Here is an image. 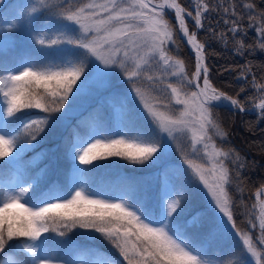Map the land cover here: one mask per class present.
Masks as SVG:
<instances>
[{
	"label": "snow or ice",
	"instance_id": "snow-or-ice-1",
	"mask_svg": "<svg viewBox=\"0 0 264 264\" xmlns=\"http://www.w3.org/2000/svg\"><path fill=\"white\" fill-rule=\"evenodd\" d=\"M37 3L39 7L34 5L22 15L30 17L37 12H48L71 25L64 26L70 30L68 32L38 33L36 42L45 49L63 50V46H74V49L68 48L58 63L28 60L12 70L0 71V158H18L30 146L22 141H35L46 132L52 123L51 114L60 113L69 97L85 84L86 67L95 58L105 67L116 65L123 71L134 85L133 91L152 127L133 123L126 126V130L115 133V138L97 132L93 135L100 138L78 139L72 146L73 159H78L81 165H93L94 161L121 157L132 164L147 165L155 163L163 154L166 147L161 142L163 133L172 139L176 132L190 133L193 152L201 145L207 163L196 164L190 159L185 162L203 183L209 203L219 213L220 223L209 229L208 236H213L222 225L241 235L228 191L232 178L225 159L229 152L217 148L210 133L215 131L221 139L227 135L213 117V102H224L239 111L245 109L237 97L212 85L205 63V44L197 39L196 32L189 33L184 19L186 14L195 21L197 29L202 28L201 16L209 5L204 0H196L193 16L178 0H37ZM242 7L248 8L250 13L254 11L252 3H244ZM170 10L175 11L179 31L195 54V71L191 77L184 62L168 52V45L175 44V30L165 18ZM258 16L261 25L256 31L264 40V11ZM249 19L256 17L250 15ZM20 22V19L5 21L9 30L16 29ZM232 23L230 31L237 33L239 25L236 21ZM236 43L240 51L243 41ZM259 47L264 50V43ZM154 64L161 66L160 75L151 71ZM165 76L175 77L180 85H166L165 91L170 89L171 95L168 103L142 86H136L137 81L144 80L154 88ZM185 86H194L197 90L186 93ZM254 86L261 93L255 107L260 109L264 119V85H255L254 81ZM175 105L183 107L177 111ZM28 109H38L46 115L17 123L18 114ZM210 146L212 152H209ZM236 159H240L239 155ZM75 171L83 174L88 169L77 166ZM33 190L32 184L17 187L13 183L0 182V264H54V259L46 255L43 234L55 232L63 237L75 228L99 233L127 264H211L203 246L192 242L187 232L189 227L203 226L204 214H194L183 225L177 221L184 205L191 200L186 188L173 187L164 191L158 215L124 199L100 198V194L83 182L71 184L63 191L41 193L39 197H33ZM259 228V237L242 235L241 248L245 259L255 258L256 264H264V251L256 247L264 248V219H260ZM96 251L98 258L91 264H119L115 256Z\"/></svg>",
	"mask_w": 264,
	"mask_h": 264
},
{
	"label": "rangeland",
	"instance_id": "rangeland-1",
	"mask_svg": "<svg viewBox=\"0 0 264 264\" xmlns=\"http://www.w3.org/2000/svg\"><path fill=\"white\" fill-rule=\"evenodd\" d=\"M59 2V0H56ZM159 2V0H157ZM194 12L196 11V0H188ZM0 67L6 70H12L24 61L32 60L36 63H58L62 56L66 55L68 48L74 49V46H63V50L45 49L36 42L37 34L62 31L68 32L69 29L65 25H71V22L64 21L57 16H53L48 12H43L29 16L26 14L28 9L32 6L39 7L37 0H0ZM170 11L166 15H170ZM204 15V13H203ZM201 16V18L203 17ZM166 18V17H165ZM20 19V23L14 30H9L5 21H14ZM167 19V18H166ZM168 20V19H167ZM169 21V20H168ZM177 24H175L176 26ZM173 28V26L171 25ZM260 38L256 28L260 26H251ZM178 28V27H176ZM243 26H239V34H242ZM174 29V28H173ZM178 30H176L177 32ZM179 33V31H178ZM175 39V36H174ZM264 43V40H262ZM178 44L175 39V44L168 45L169 55L178 58ZM82 52L83 50H76ZM68 58H72L69 56ZM181 60V59H180ZM13 66V64H16ZM13 66V67H12ZM27 66V65H25ZM184 66H186L184 64ZM99 69V71L97 70ZM189 77L195 71H187ZM153 74L160 75L161 66L154 64L151 69ZM171 71V69H170ZM87 80L81 87V90L75 92L69 97L68 102L60 113H55L52 118V123L48 127V132L57 138L58 134H62L69 125L74 124L76 128V135L73 138V144L78 140L88 136L93 138H100L93 135L97 132H103L115 138V133L126 130V126H131L133 123L137 126L151 128L150 118L147 116L143 106L140 104L138 98L133 91L134 85L129 82L123 71L116 65L105 67L95 58H92V63L86 67ZM84 80V77H81ZM201 82V80H200ZM79 85V81L77 82ZM173 84L179 87V82L175 77L165 76L156 82L155 87L144 80L136 82V86H142L151 95L160 97L164 103L171 100L170 89L165 91L167 84ZM194 86H185L183 91L190 93L196 91ZM174 104V101H172ZM183 105H175V110H179ZM167 111V109H162ZM171 114V113H169ZM37 115H31L22 121L28 119H35ZM5 119H7L5 117ZM75 119V122L73 123ZM213 138L215 131L210 133ZM162 143L166 146L160 159L155 163H148L147 165H140L141 171L125 172L122 168L110 170L108 174L109 186L100 185L95 190L100 194V198L114 199L120 198L127 200L129 203L137 207L143 206L149 209L154 215L159 214L161 198L163 192L175 187L177 190L187 189L192 191L195 197L201 198L202 209L201 213L205 216V229L202 227L187 228L188 235L191 241L196 245H202L203 249L208 253V259L211 264H230V256L240 257L242 261L239 264H256L255 258L245 259L242 255V235L244 233L251 234L247 231H241V235H237L236 231L227 225H222L221 228L211 237L208 236L209 229L220 223L218 211L209 203V194L202 182L195 177L185 162L190 159L196 164H206L207 157L203 154L201 145L197 146L196 152H193L191 145L190 133L183 132L174 133L175 139L163 133ZM91 142V141H89ZM216 145V144H215ZM70 148V169L68 173V182L66 188L71 184H80L84 181L83 174L75 171V168H84V165L79 163V160L73 159V148ZM217 147V145H216ZM50 150H54L55 146H49ZM219 148V147H217ZM221 149V148H219ZM31 146L19 154L18 158L12 159L7 157L12 163L11 175L2 177L0 182L4 184L13 183L17 187L27 186L30 182L35 180L36 175L40 174L47 165H50L53 160L47 165L44 164L39 168H35L33 173H24L26 166L31 165V162H36L44 155L41 149L34 150L31 153ZM213 149L209 147V152ZM220 159H225L220 157ZM235 165L232 153H229L228 158L225 159ZM85 185V183H84ZM232 185V183L230 184ZM86 186V185H85ZM235 187V186H233ZM64 189L57 187L52 192L63 191ZM253 203L256 206L255 201ZM251 208V207H250ZM256 210V207H255ZM258 215V210L255 212V217ZM191 216L182 219L184 224ZM206 230V231H204ZM74 233L84 235L87 232L90 235L99 233L94 230L83 229L81 231L72 229ZM71 231L66 236H59L58 233L53 232L50 235L43 234L45 239L44 247L46 248V255L54 259V264H91V262L98 258L95 253V248L88 250L84 249L83 244L77 237L74 239ZM100 235V234H99ZM106 241V240H105ZM258 250L264 251L260 245L256 246ZM113 248V247H112ZM119 258L118 252L113 248ZM250 255V254H249ZM123 260V259H122ZM124 264H127L123 260ZM237 264V263H236Z\"/></svg>",
	"mask_w": 264,
	"mask_h": 264
},
{
	"label": "trees",
	"instance_id": "trees-1",
	"mask_svg": "<svg viewBox=\"0 0 264 264\" xmlns=\"http://www.w3.org/2000/svg\"><path fill=\"white\" fill-rule=\"evenodd\" d=\"M178 1L195 16L188 0ZM204 2L209 5V8L201 18L203 27L196 33L197 39L205 44V62L209 68V79L215 88L230 96L237 97L242 102L243 108L249 109L259 101L261 95L254 86V81L255 85H264V50L259 47L262 40L251 27L261 25L258 13L264 11V0H204ZM244 3H252L254 11L250 13L248 8L242 7ZM225 9L228 11L226 12ZM250 15L255 16L256 19L250 20ZM165 17L175 30V39L179 46L178 57L186 65L187 71H194L196 63L194 56L179 38L174 20L169 15ZM233 21L244 27L242 34L230 31L234 26ZM187 25L190 32L196 29V26L191 22H187ZM237 41H243L244 44L240 51H237L239 47ZM3 70L0 67V71ZM237 94L239 95L237 96ZM212 111L214 119L227 133L223 139L215 133L213 140L217 147L232 153L234 158L235 165L227 161V167L232 178V185L228 186V191L233 200L231 210L235 223L240 231L249 232L253 238L259 237L260 229L257 226L253 228V225H256V210L252 195L264 185V119L261 118L260 114L247 113L227 106H212ZM54 114H51V119ZM29 115L40 117L46 114L38 109L24 110L22 114H18L17 123ZM75 131L76 128L72 124L62 134H58L57 138L46 130L35 141H22L30 144L31 151L28 153L39 149L44 151L41 158L26 166L24 173H33L35 168L54 161L36 175L33 182H30L34 185L33 197H39L41 193H47L57 187L66 189L70 168V148L77 133ZM52 145L55 146L54 150L49 148ZM237 155L240 157L239 160L236 159ZM11 165L12 163L7 157L0 158V176L8 177L11 173ZM138 166L140 165L132 164L121 157H108L105 160L94 161L93 165H85L84 167V169H88L84 173V183L91 190H95L102 184L108 187L110 170L122 168L125 172H139L141 170ZM187 191L191 193V200L184 205L177 217L178 223L187 216L201 213V198L195 197L192 191ZM204 224L201 226L202 229H205ZM76 229L83 230L81 228ZM71 235L86 245L83 246L84 249L95 248V252L101 250L103 253L115 256L119 264H124L123 258H119L113 252L112 246L101 235H90L87 232H84V235H77L73 231H71ZM6 251H10V249H6ZM229 258L230 264L242 261V258L233 255Z\"/></svg>",
	"mask_w": 264,
	"mask_h": 264
},
{
	"label": "bare ground",
	"instance_id": "bare-ground-1",
	"mask_svg": "<svg viewBox=\"0 0 264 264\" xmlns=\"http://www.w3.org/2000/svg\"><path fill=\"white\" fill-rule=\"evenodd\" d=\"M171 12H175L174 10H170ZM190 18V16L186 15L184 16V19H185V23L187 25V20ZM190 33V32H189ZM182 34V33H181ZM182 37L184 38L185 42L187 43L186 41V38L183 36L182 34ZM188 44V43H187ZM189 45V44H188ZM190 46V45H189ZM190 49L191 51L194 53L192 47L190 46ZM203 84H201L202 86ZM213 103H216V104H219L220 101H216V102H213ZM264 187L258 191L255 195L256 199H257V210H258V215H257V222H258V225H259V221L260 219H264Z\"/></svg>",
	"mask_w": 264,
	"mask_h": 264
},
{
	"label": "water",
	"instance_id": "water-1",
	"mask_svg": "<svg viewBox=\"0 0 264 264\" xmlns=\"http://www.w3.org/2000/svg\"><path fill=\"white\" fill-rule=\"evenodd\" d=\"M174 16H175V12H174ZM180 37L182 38V34H180ZM186 43V42H185ZM259 103V102H258ZM257 103V104H258ZM213 105H227L226 103L224 102H220L219 104H213ZM256 105V104H255ZM255 105L253 106L252 110H249V112H259L260 109L259 108H256ZM228 106V105H227ZM263 188V187H262ZM259 227V226H258Z\"/></svg>",
	"mask_w": 264,
	"mask_h": 264
}]
</instances>
